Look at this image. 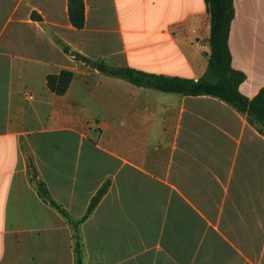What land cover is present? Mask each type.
Segmentation results:
<instances>
[{
  "label": "crops",
  "instance_id": "1",
  "mask_svg": "<svg viewBox=\"0 0 264 264\" xmlns=\"http://www.w3.org/2000/svg\"><path fill=\"white\" fill-rule=\"evenodd\" d=\"M0 0V264H264V133L212 96L135 86L95 62L199 80L205 0ZM240 93L264 87V0H234ZM65 47L91 60H77ZM73 73L64 95L50 75Z\"/></svg>",
  "mask_w": 264,
  "mask_h": 264
},
{
  "label": "trees",
  "instance_id": "2",
  "mask_svg": "<svg viewBox=\"0 0 264 264\" xmlns=\"http://www.w3.org/2000/svg\"><path fill=\"white\" fill-rule=\"evenodd\" d=\"M205 3L210 16L211 31L208 39L210 53L207 71L199 80L148 74L133 68L111 67L103 62H95V64L98 65V70L101 73L123 79L138 87L184 96H212L218 98L231 105L238 112L246 114L249 123L264 133V87L254 99H247L239 91V86L245 81L246 76L232 67L229 37L235 17L234 0H205ZM69 17L75 28L81 30L85 27L84 0H69ZM65 51L87 65L92 63L90 59L77 52H72L67 47H65ZM72 79L73 73L71 71H62L59 75L48 76L47 85L51 92L64 95ZM29 174L31 181L35 183L39 197L46 204L55 208L73 227L75 262L76 264H82L78 226L95 210L107 192V185L92 199L85 216L74 223L67 212L52 200L46 184L37 179L36 170L30 161Z\"/></svg>",
  "mask_w": 264,
  "mask_h": 264
},
{
  "label": "water",
  "instance_id": "3",
  "mask_svg": "<svg viewBox=\"0 0 264 264\" xmlns=\"http://www.w3.org/2000/svg\"><path fill=\"white\" fill-rule=\"evenodd\" d=\"M97 68H98V66H97Z\"/></svg>",
  "mask_w": 264,
  "mask_h": 264
}]
</instances>
